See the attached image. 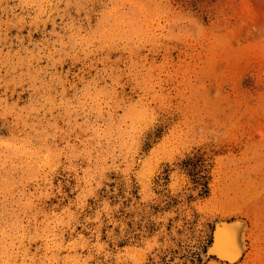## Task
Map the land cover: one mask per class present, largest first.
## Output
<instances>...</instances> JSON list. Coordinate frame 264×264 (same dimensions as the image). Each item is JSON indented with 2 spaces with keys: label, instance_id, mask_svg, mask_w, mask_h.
Wrapping results in <instances>:
<instances>
[{
  "label": "rangeland",
  "instance_id": "374dc122",
  "mask_svg": "<svg viewBox=\"0 0 264 264\" xmlns=\"http://www.w3.org/2000/svg\"><path fill=\"white\" fill-rule=\"evenodd\" d=\"M236 221L264 264V0H0V264H230Z\"/></svg>",
  "mask_w": 264,
  "mask_h": 264
},
{
  "label": "bare ground",
  "instance_id": "6f19581e",
  "mask_svg": "<svg viewBox=\"0 0 264 264\" xmlns=\"http://www.w3.org/2000/svg\"><path fill=\"white\" fill-rule=\"evenodd\" d=\"M246 238V227L242 221L223 222L218 224L215 230V242L211 249L218 253L220 260L226 261L227 259L232 264L245 254Z\"/></svg>",
  "mask_w": 264,
  "mask_h": 264
}]
</instances>
